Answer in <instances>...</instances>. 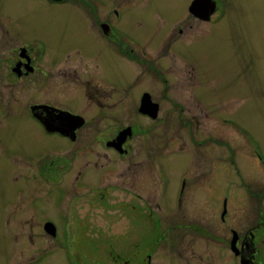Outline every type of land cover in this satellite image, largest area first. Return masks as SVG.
I'll return each mask as SVG.
<instances>
[{
	"label": "rangeland",
	"instance_id": "1",
	"mask_svg": "<svg viewBox=\"0 0 264 264\" xmlns=\"http://www.w3.org/2000/svg\"><path fill=\"white\" fill-rule=\"evenodd\" d=\"M96 1L66 0L53 5L47 0H5L0 9L11 14L12 28L20 37L44 41L43 66L47 69H59L67 75L75 70V75H80L82 68L68 54L81 52L93 59L96 75L102 71L118 85L124 81H117L116 75L129 76L132 71L117 69L110 58L103 71L102 41L88 16L95 14L102 21V13L107 10L99 5L102 8H97ZM150 1L145 6L144 0H108L110 6L124 10L119 26L126 34L154 52L156 46L166 44L167 36H172L174 44L180 41L176 36L181 23L174 17L184 9V0ZM217 1L228 9L225 17L215 25H192L188 35L203 31L184 46L186 41L176 44L199 72L181 65L178 61L182 59L175 52L173 59L164 57L163 48L165 52H159L158 57L163 58L161 64L169 71L156 76L153 85L141 84L145 87L137 88L135 97L132 92L119 94L105 88L104 99L100 100L108 105L106 109L96 105L100 94L94 92L96 98L86 103L80 98L79 105L88 118L84 126L87 130L82 132L91 128L96 135L90 153L75 155L69 143L44 137L25 116L30 99L43 98V93L51 95L52 100H67L72 110H79L73 98L79 93L64 95L55 90L52 94L46 88L57 71L48 72L45 78L39 76L46 86L28 87L31 90L25 97L23 89L14 88L12 111H0V264H196L210 255L222 263L232 261L229 229L232 223L247 225V187L264 199V169L252 153L258 150L264 156V0ZM109 4L108 11L112 9ZM172 19L173 25L169 23ZM47 59L57 61L58 68L49 65ZM64 61L69 62L61 66ZM112 61L127 65L115 57ZM69 83L65 86L70 89ZM146 89L159 95L156 100L162 103V119L171 112L168 102L185 100L182 118L192 119L188 130L180 131L176 123L167 126L160 116L156 123L137 117L133 103L138 92ZM196 120L198 125L193 124ZM129 126L134 130L130 142L134 155L131 160H123L106 151L102 141L104 135L123 128L120 135L125 139ZM195 134L200 139L196 140ZM209 134L215 143L199 144ZM200 149L202 158H198ZM51 154L76 156L70 172L57 181L59 187L53 179L46 181L42 167L38 169L41 159ZM25 155L34 157L28 161ZM94 161H98V167L104 166L101 181L97 178L101 170L93 168ZM78 171L95 179L91 183L99 188L95 193L84 192L83 187L82 191L72 188ZM87 178L83 182L89 184ZM184 181L179 205L176 192ZM133 193L140 195V204L131 201ZM144 197L149 203H143ZM224 201L226 215L222 222ZM248 201L256 213L257 201L250 197ZM32 202L36 217L26 207ZM52 216L56 221L62 218L57 222L61 242L45 230L47 223L42 222ZM201 226L211 234L200 235Z\"/></svg>",
	"mask_w": 264,
	"mask_h": 264
},
{
	"label": "flooded vegetation",
	"instance_id": "2",
	"mask_svg": "<svg viewBox=\"0 0 264 264\" xmlns=\"http://www.w3.org/2000/svg\"><path fill=\"white\" fill-rule=\"evenodd\" d=\"M4 1L5 0H0V5L4 4ZM65 1L66 0H47V2L53 5H61ZM188 1L189 0L183 1L184 9H182L181 12L175 13L179 15H176L174 17L175 19H179L178 21L181 23V26L177 31V34L179 36H176V39H180V41H178L177 43L186 41L183 46L188 43V40L191 37L203 31L202 29L200 31H196L188 35L187 32L192 27V25H195V27L199 28H201V25H215L225 17V14L228 10L226 9V7H221V5L219 6V2H216V0H191L190 2ZM198 1H200V3L197 4ZM96 2L97 3L95 6L97 8H102L99 6H103L102 10H107L105 13H102V21H99L100 18H97L95 14L88 16L89 20H94L93 22H90L91 24L93 23L92 26H94L95 31L99 36V40L102 41V69L103 71L104 69H106L107 60L108 58H110L111 62L116 65L117 69H131V75H116L117 81H124L123 83L118 82L117 85L114 82H110L112 80H110L108 76H104V74H102V71L99 75H96L97 66L95 70H93V59L86 58L85 55L81 54V52H76L73 54L74 51H72L71 54H66H68V56L75 57V62H78L79 68H82L83 74L81 73L80 75H75L77 74V71L74 70V74L67 75L65 74V71L56 69L58 68L56 67L57 61H53L50 59H47V62L56 70L47 69L43 66V63H45L44 60L46 59V49L44 47V41L40 38L28 40L20 37L18 35L19 32L12 28L11 14H9V12H7L5 9H0V111H12L11 106L13 104V91L15 87H17L16 90H18V88L23 89L24 92L22 94L23 97H25L27 96V93L31 90L28 87H34L36 84L35 87H37V89H41L46 86L47 82L45 80H42L40 82L39 76H43L45 78V76L47 77L46 74L48 72L55 71H57L58 74L54 77V79L52 78V81L48 82V85L46 86L47 89L52 90V94L55 90H58L64 95L66 93H69L70 95H73V93H79V96H77V98L75 97V95L73 96V98L76 99L75 101H77L79 105L81 97L83 103H86L85 100L87 99L92 100L93 98H96L93 97V93L95 92L97 95L100 94L99 98L97 97L98 103L96 105H98V107H103L104 109H106L108 108V105H105L106 103L104 104L102 103V100H100L101 98L104 99L105 88L111 90L112 92H118L119 94H130L132 92L135 97L136 92L139 90L137 88L145 87V85L141 86V84L148 83L149 85H153L156 76L162 77V75L160 74H165V71H169L166 66H163L161 64L163 58L158 57V53L164 51L163 48H166V53H164V57L173 59L175 58L173 52H175V54L177 53L182 59V61H178L181 65H185V67L190 71L192 70L194 72L197 70L199 72L197 67L191 61H189L185 55H183L184 49L176 46L177 43H173V40H171L173 39L172 36H167L166 44L158 45L153 49L154 52H150L148 51L149 48L146 45H142L141 43L136 41V39L130 37L119 26L123 19L124 10H122L120 7L118 8L114 6L112 7V5L110 6L108 0H97ZM205 2H207L208 4ZM142 3L145 6H148L150 5L151 1L144 0V2ZM108 4L110 7H112V9H110L109 11L108 9H106L108 7ZM93 12L98 14L96 12V9H93ZM89 13L91 14L92 12H87L88 15H90ZM82 14L86 15L85 12H83ZM214 14L219 17L218 21H215V17H213L215 16ZM175 19L170 20L169 23L171 24V22ZM35 45H37V48L34 47ZM17 46L18 48L16 49L15 47ZM106 48L110 49L109 52ZM113 57L117 58V60L119 61H122L124 64L126 63L127 65L121 66L120 64L115 63L114 61H112ZM65 62L69 61H64L61 66H63ZM36 77L38 79L35 80ZM24 80H27V82L24 83ZM69 82H72V87L70 89L65 86V84H70ZM165 83H168L167 80L165 81ZM1 90H4V92H2ZM154 93L156 92L151 93L148 89L143 90L141 92L139 91L137 96L138 98L136 97L137 100L135 99L133 103V105L136 104L134 110L137 112V117L143 118L145 120H150L152 123H156V121H158L159 116L161 117L160 109L162 108L161 101L158 99L156 100V97H159V95L155 96ZM42 96L43 98L41 97L35 101L32 98L30 99L31 103L28 104L29 107L27 108V110L24 109L26 118L39 127L44 137L48 139L55 138L64 142L65 145L69 143L73 148L72 153H75V155L90 153L91 150L94 148L93 144L96 140V135L93 134L91 128L89 131L82 132L83 129L87 130V128L84 126L86 125V121H88V118L83 115V112H85L83 107L79 105V110H72L67 100H52L51 95H44V93ZM184 102L186 101L183 100L180 103H175L173 101L168 102L171 104V112L168 113L167 117L163 119L161 117L160 121L164 124H167V126H170L175 123L176 125L179 124V126L181 127L180 131H187L189 124H192V122H190L192 119L182 118V112L184 113L186 111V109L183 107L185 106ZM143 104H146L151 108V114L142 112ZM173 115L175 116V118ZM74 117H78L80 119H76ZM193 124L198 125L199 121L196 120V123L194 121ZM69 127H71L72 130H68ZM129 128L130 133L126 134L125 139H123L124 141L120 146V149H117L116 144L118 143L119 138H123L121 137L123 134L120 135V132L125 128L117 131L115 134H113V132H110L108 136L103 134L105 136V140L102 142L104 143L106 151L118 155L123 160H131L132 155H134V149L130 143L133 138L134 130L132 126H129ZM197 136L198 134H195L196 140L200 139ZM215 141L216 140L213 138V136L209 134L204 135V137L200 140L199 144H204V142L215 143ZM172 142L173 139L170 140V143ZM50 150L48 149V151ZM198 151V158H202V156H200L202 150L200 149ZM5 152L8 151L6 150ZM252 153H254L256 163L264 169V156L260 155L258 150H253ZM33 157L34 156L27 157L25 155V159L28 161L33 159ZM74 157L76 156H73L71 154H67L64 156H60V154H51L50 156L48 155L41 159L42 162L40 163L38 169L42 167V175L46 178V181L48 182L50 181V179H53V183L57 185L56 187H59L58 182L60 181L58 180L61 176L68 174L73 168L72 162ZM97 158L100 159V156L97 155ZM252 158L253 157L250 156V159L253 161ZM204 160L205 157L203 158V161ZM93 163V168H95L97 171L101 170V174L99 176L95 173L98 176L97 178H99L100 180L104 177L102 171L104 166L100 165V167L102 168L98 167V161H94ZM200 163H202V160L200 161ZM0 174L1 178L2 172H0ZM76 174L77 176L74 177L75 180L72 181L73 189L82 191L81 188L83 187L85 190L84 192L88 191L91 194L95 193L96 190L99 189L91 185V183L93 184L95 181L94 178L90 176L88 178L87 176H83L82 171H78ZM200 175H203V173H200ZM86 178L89 184L83 182L84 180H86ZM132 185L133 182L131 183V186ZM185 186L186 183L184 181V183L182 182L181 187L179 188V192H176V194L179 195L176 200V203H178L179 205L181 204L182 196L184 195ZM247 189L250 190L246 200V202L248 203L247 213L244 215L245 219L247 220V225L246 227H244L243 225H237L232 223V228L229 229V233H231V239L229 242L228 250L232 261L230 263H222L218 261L219 259L217 258V256L210 255L207 260L201 259L200 261L196 262V264H264V199L262 196H260L258 191H251L250 187H247ZM50 191L51 189L46 194L48 197H50ZM132 195L133 199L131 201H135L136 204H140V195L137 193H133ZM74 196H72V199L74 198ZM249 197L252 198L254 201H257L258 203L256 213L252 211L251 204L248 201ZM143 200V203H147L149 198L144 197ZM151 202H153V200ZM26 207L32 213V216H37L35 203L32 202L29 205L26 204ZM59 215L62 217L61 213ZM225 215L226 201H224L223 203V213L221 214L222 222H224ZM61 219H59L58 221H61ZM58 221L53 220V216L47 219L44 218V220L42 221L43 223H52L54 225V239H57L59 237L60 229L57 225ZM199 232L200 235L205 236H208V234L210 233V231L208 232V230L204 229V227L202 226L199 228ZM172 236L173 235L169 237L172 238ZM63 239L65 240V237H63ZM58 241L61 242L59 238ZM149 242L152 241L150 240ZM35 258L36 260H39L41 258V254L39 257ZM147 259H150V257H147Z\"/></svg>",
	"mask_w": 264,
	"mask_h": 264
},
{
	"label": "water",
	"instance_id": "3",
	"mask_svg": "<svg viewBox=\"0 0 264 264\" xmlns=\"http://www.w3.org/2000/svg\"><path fill=\"white\" fill-rule=\"evenodd\" d=\"M52 1H60V0H52ZM207 1V0H206ZM201 2H203V1H201ZM198 3H200V1H198L197 2V4ZM205 3H207V2H205ZM196 4V3H195ZM194 4V5H195ZM208 4V3H207ZM206 6H208V5H206ZM207 19V18H206ZM144 106H145V108H144ZM144 108V109H143ZM151 108L149 107V106H147L146 104L144 105L143 104V106H142V112L143 113H150L151 114V110H150ZM144 110V111H143ZM67 115V114H66ZM72 118H73V116H72ZM74 118H76V119H80V118H78V117H74ZM71 123V122H70ZM73 126V125H72ZM74 127V126H73ZM68 130H72V128L71 127H69V129ZM69 132V131H68ZM68 134V133H67ZM123 139L124 138H122V139H120L119 138V141H118V143L116 144V146H117V149H120V146H121V144H122V142H123ZM45 230H47V232L48 233H50L52 236H55V228H54V226L51 224V223H48L47 224V226H46V229Z\"/></svg>",
	"mask_w": 264,
	"mask_h": 264
}]
</instances>
